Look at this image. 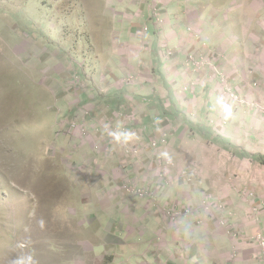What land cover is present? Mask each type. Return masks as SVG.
Returning a JSON list of instances; mask_svg holds the SVG:
<instances>
[{
    "label": "rangeland",
    "instance_id": "obj_1",
    "mask_svg": "<svg viewBox=\"0 0 264 264\" xmlns=\"http://www.w3.org/2000/svg\"><path fill=\"white\" fill-rule=\"evenodd\" d=\"M123 3L128 1L0 0V264L105 263L104 257L94 258L91 254L104 255L100 237L106 238L109 231L111 236L123 238L114 228L116 223H124L122 203L108 196L104 202L94 199L93 206L84 200L89 201L94 191L99 192L93 179L105 175L111 181L118 180L121 167L113 171L99 169V174L82 160L88 149L97 155L104 151L106 157L114 158V146L107 145L113 139L126 155V148L115 139L125 132V122L120 128L91 122L97 110L93 102L99 96L108 98V90H94L92 80L104 69L118 70L125 64L120 53L105 59L101 50L103 36L124 33L119 20L128 10L121 8ZM158 7L164 8L160 3ZM155 8L149 17H155L157 11L162 18ZM172 12L168 9V15L163 13L165 19ZM142 15L147 17L144 23L148 22V10ZM119 77L123 83H133L139 74ZM239 91L249 102L258 99L249 91L264 97L261 90ZM239 110L236 121L226 119V127L217 125L216 130L225 138L231 137V145L244 153L241 159L263 158L264 111L250 107ZM130 151L139 154L137 150ZM189 151L188 148V155L183 151L174 158L153 154L155 178L146 185L123 176L124 184L153 188L151 201L127 195L122 183L114 185V195H121L131 210L148 206L160 211L175 226L189 217L198 226H205L214 216L221 222L223 215L217 209L211 213L202 210L203 201L211 197L232 212L230 224L237 211L247 213L255 221L253 226L264 235V165L222 157L224 172H215L212 181L207 182L206 169L195 163L196 158L200 161L206 156L197 149ZM159 159H173L175 169L159 173L162 177L157 179L162 169ZM244 166L247 169H241ZM245 171L251 172L248 177L240 175ZM174 178L181 187L171 192L168 185ZM196 179L209 184L196 187L204 196L189 197V185L182 186ZM185 208L190 209L187 215ZM179 209L183 210L180 218L169 220L167 213L176 215ZM146 239L147 236L145 243Z\"/></svg>",
    "mask_w": 264,
    "mask_h": 264
},
{
    "label": "crops",
    "instance_id": "obj_2",
    "mask_svg": "<svg viewBox=\"0 0 264 264\" xmlns=\"http://www.w3.org/2000/svg\"><path fill=\"white\" fill-rule=\"evenodd\" d=\"M127 1L120 4L128 10L122 13L124 19L119 20L124 33L103 36L101 47L105 59L118 52L125 64L118 70L104 69L92 80L94 90H108V98H94L98 99L92 101L97 110L91 118L92 123L95 120L102 127L120 128L125 122V132L115 139L126 148V155L119 151L121 146L114 145L113 139L107 145L114 146V158L106 157L104 151L97 155L90 149L82 157L84 164L99 174V169L113 171L121 167L118 180L111 181L105 175L93 179L99 192L94 191L89 201L84 200L93 206L94 199L104 202L108 196L122 203V210L116 209L122 212L124 223L115 222L114 228L123 238L111 236L108 231L106 238L100 237L104 255L91 254L94 258L104 257L106 262L99 264H258L257 249L252 243L260 230L253 226L255 221L247 213H234L231 226L241 236L233 241L225 235L216 216L205 226H198L191 217L179 225H171L160 211L148 206L131 210L121 195H114L113 189L114 185L124 184L123 176L137 184L150 183L155 178L153 154L174 158L183 151L188 155V148L189 152L197 149L206 156L200 161L196 158L195 163H201L206 169L207 182L212 181L215 172H224L222 157L264 165V157L241 159L244 153L231 145V137L225 138L226 135L216 130L226 119L236 121L241 110L224 101L213 68L197 67L189 62L191 55L209 60L227 74L238 91H264V0ZM159 3L163 9L158 7ZM155 7L161 12L163 27L155 17H149ZM168 9L173 12L165 19L163 13L168 15ZM147 10L152 23H144L147 17L142 14ZM169 18L172 20L168 21ZM166 55L171 57L165 58ZM131 73H138L139 78L133 83H123L119 74ZM249 92L257 100H263L260 92ZM153 142L159 145L156 150L150 148ZM127 150H137L139 154H127ZM250 173L245 171L240 175L248 177ZM169 182L171 192L181 187L178 178ZM207 182L196 179L193 183L186 181L182 187L189 185V197L191 194L204 196L198 188H205Z\"/></svg>",
    "mask_w": 264,
    "mask_h": 264
},
{
    "label": "built area",
    "instance_id": "obj_3",
    "mask_svg": "<svg viewBox=\"0 0 264 264\" xmlns=\"http://www.w3.org/2000/svg\"><path fill=\"white\" fill-rule=\"evenodd\" d=\"M155 18L157 20V24L161 25L164 21L163 18L159 16L157 11L155 12ZM147 30V29H146ZM189 62L192 64H195L197 67L199 66H208L214 69V74L216 76V79L219 81L222 91V96L225 102H227L230 105H234L237 107H250L255 110H261L264 111V97L263 100H253L252 102H249L247 99H245L244 96L238 90L234 87V85L231 83L228 76L223 73L222 71H219L217 68L213 66V64L206 59H196L193 55L189 57ZM254 88H256V85H254ZM227 125V122L224 121L220 128L224 129ZM152 150L157 149V143L153 142L151 143ZM132 151L128 150L127 154H130ZM138 153V151L136 152ZM162 160L161 165L162 169L158 170V176L157 179L162 177L159 173H162L164 171H170L169 169L173 170L175 169V164L173 160L170 159H159ZM160 182V181H157ZM152 186V185H150ZM156 187V186H154ZM123 191L129 196L137 197L142 200H148L151 201L154 198V190L153 188L149 187H142L137 185H131V184H124L122 187ZM217 209L219 212L222 213V219L221 224L222 227L225 229V235L232 239L233 241H238L241 234L234 229L230 224V219L232 217V212L227 210L226 205L222 201H215L211 197H208L205 199L202 203V210L206 213H211L213 210ZM175 211V210H174ZM186 215L190 213V209L185 208ZM183 214V210L179 209L176 215L172 213V211H169L167 213L169 220L176 221V216H178L177 220L180 218V216ZM252 245L256 247L257 254H258V264H264V235L261 234V232L257 233L255 237H253V243Z\"/></svg>",
    "mask_w": 264,
    "mask_h": 264
},
{
    "label": "trees",
    "instance_id": "obj_4",
    "mask_svg": "<svg viewBox=\"0 0 264 264\" xmlns=\"http://www.w3.org/2000/svg\"><path fill=\"white\" fill-rule=\"evenodd\" d=\"M262 158H259V160H261ZM262 162L264 163V159H262Z\"/></svg>",
    "mask_w": 264,
    "mask_h": 264
}]
</instances>
